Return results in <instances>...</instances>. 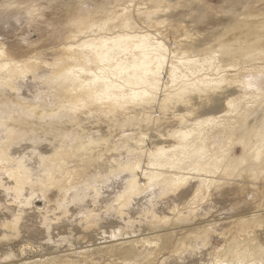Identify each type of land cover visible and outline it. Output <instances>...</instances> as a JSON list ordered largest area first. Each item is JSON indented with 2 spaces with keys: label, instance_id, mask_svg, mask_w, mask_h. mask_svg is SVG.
<instances>
[{
  "label": "bare ground",
  "instance_id": "6f19581e",
  "mask_svg": "<svg viewBox=\"0 0 264 264\" xmlns=\"http://www.w3.org/2000/svg\"><path fill=\"white\" fill-rule=\"evenodd\" d=\"M102 1L0 0V240L43 242L0 264H212L189 217L264 171V0ZM45 21L47 46L17 37Z\"/></svg>",
  "mask_w": 264,
  "mask_h": 264
},
{
  "label": "rangeland",
  "instance_id": "374dc122",
  "mask_svg": "<svg viewBox=\"0 0 264 264\" xmlns=\"http://www.w3.org/2000/svg\"><path fill=\"white\" fill-rule=\"evenodd\" d=\"M80 1L81 0H77V2H80ZM86 1L91 2V3L94 2V0H86ZM97 1L103 2L102 0H97ZM209 1H210V4L212 5V8L215 9L214 11L216 13H220V12H222L221 9L227 8L225 4H222V2L224 0L223 1L209 0ZM58 6H59L58 4L53 5L54 8H57ZM46 23H43V25H31V23H27L26 26L21 25L20 28L18 29L19 31L17 32V37H19L20 40H22V39L25 40L27 42V44H30L31 46H44L45 47L50 42V40H49L50 37H52L54 34L52 30H53V27L55 26V24L51 23L50 21H48ZM50 24H51V27H50ZM34 26H37V28ZM218 32H220V30H218L216 32V34ZM262 64L264 65V62H262ZM161 117L163 118V116H161ZM90 127L91 126L86 125V128H90ZM134 127H136V126H133V124H127V126L125 127V130L128 131L127 133H130V130H133V132L136 131L137 133L145 131L143 128H141L142 130H140V129L137 130L138 128H136V130H134L133 129ZM96 130H101L102 134H104V135H108V131H109L108 127L104 124H100L99 126L95 127V131ZM137 133H135V134H137ZM109 134H110V131H109ZM116 134H118V132L111 134L112 137L109 138L110 147H111V145H113L117 142V138H115ZM148 140L149 139L147 137L145 139V142ZM235 151H236V153L240 154L242 149L240 147H236ZM114 156L115 155L113 153L112 154L109 153V154H107L106 158H109V157L112 158ZM258 171H256V172L245 171V172L240 173V176L237 179L233 178L234 181L230 182V184L234 186V187L232 186L234 189H230L226 192L225 197L221 199V202H223V204H218V205L215 203L211 204L210 207L208 206L209 207L208 213L205 216H201L198 218L197 217L196 218L189 217V223L192 225L190 230H192V233H194L195 235H192L193 236V237L191 236L192 238L190 236L186 237L185 238L186 244L190 245L191 247L197 246V244H200V247H202L203 250L205 248H208L207 250H210L212 248L210 251H213V252L216 251V252H214V255H213L214 259H213L212 264H218V261L225 262L227 259L224 258V255L228 254L229 251H234V250L239 251L241 254L246 253V255L244 257L247 260L251 261V264H257V263L258 264H264V262L259 263V261H258L259 259L255 258L256 255L255 256L252 255L251 256L252 258H248V257H250L248 255L249 252L254 254L255 251H264V171L262 172V170H260L262 173H260V171L259 172ZM236 172H237V170H236ZM90 173H91L90 175H95L97 173V170L91 169ZM238 182H240V183H238ZM258 189H260V190H258ZM35 205H36L35 206L36 208L39 207L38 210L44 211V209L46 208V202L41 200V199L36 200ZM207 205H208V203H207ZM240 217L241 218L245 217L244 221H241ZM218 221L222 222V223H220L218 225L217 230L209 229L207 231V233L205 232L203 237H200V239L196 240L194 238L196 235L202 236L200 233L198 234V232H200L201 228L197 229L198 226H196V225L206 224V223H210V222L219 223ZM240 222H242V223H240ZM201 227H203V226H201ZM196 230H199V231L197 232ZM194 231H196V233ZM37 233H38V231H37ZM201 233H202V229H201ZM177 237H179V236H177ZM150 238H151V240L153 239L152 237H150ZM180 238L181 237L177 238L176 240H174L171 243L173 245L172 246L173 250L180 247L179 246L181 243V241L179 242ZM203 238H204V240H203ZM154 239H156V238H154ZM154 239L152 240L153 244L151 243L152 241H150L149 243H151V244L147 245V247L145 246L147 251H157L162 246L163 240L160 239V241L159 240L157 241V239L156 240H154ZM193 239H194V241H193ZM4 240H5V242H4ZM195 240L197 241V243ZM86 241H87L86 239L83 240L78 247H77V244L73 241V242L67 243L66 245H63V246H56V245L52 246L51 249L53 251H66V250H68V251H83L86 248V246L82 245V243H85ZM156 241H157V244L154 243ZM0 242H1L0 243V258L6 254H9L10 251L18 252V251H22V250L28 251L26 253L27 256L32 257L33 251H38L40 248V247H38L39 244H41V245L43 244V242L36 241L35 238L30 239L25 243L20 239V237H17V235H15V237L13 236V238L12 237L11 238L10 237L4 238V239L0 240ZM32 242H34V243L32 244ZM174 243H176V244H174ZM1 244H3V245H1ZM45 246L43 245V251H50L51 250V249L47 250V248H50L51 246H49L47 248H45ZM83 246H85V247L83 248ZM63 247H65V249ZM77 248H80V249H77ZM7 252H9V253H7ZM2 254H3V256H1Z\"/></svg>",
  "mask_w": 264,
  "mask_h": 264
}]
</instances>
